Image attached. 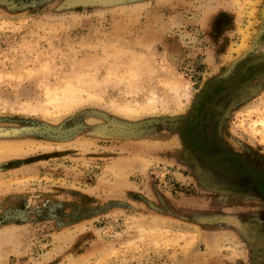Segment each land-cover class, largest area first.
<instances>
[{
  "label": "rangeland",
  "instance_id": "rangeland-1",
  "mask_svg": "<svg viewBox=\"0 0 264 264\" xmlns=\"http://www.w3.org/2000/svg\"><path fill=\"white\" fill-rule=\"evenodd\" d=\"M258 57L264 0H0V264H264Z\"/></svg>",
  "mask_w": 264,
  "mask_h": 264
},
{
  "label": "water",
  "instance_id": "water-1",
  "mask_svg": "<svg viewBox=\"0 0 264 264\" xmlns=\"http://www.w3.org/2000/svg\"><path fill=\"white\" fill-rule=\"evenodd\" d=\"M259 64H264V57H258V58H253V59H250L248 60L244 66L240 69L239 71V74L242 75L246 69L248 67H253L255 65H259ZM234 84V81L233 82H223V83H219L218 85H221V86H230V85H233ZM216 85H209L207 87H205L204 89H202V91L200 92L199 96H198V99L196 100L195 104H194V108H193V113L194 115H196V109L197 107L199 106V103L202 101V97L204 95H206L208 93V91L212 88V87H215ZM195 120H193L192 123H194ZM184 128L185 126H182V130L180 131V135L183 139V141L186 143V145L192 149L199 157H201L203 160L205 161H208V162H216V160L221 157V155H216V156H210V155H205L203 152H201L200 150H198L196 147H193L191 144H190V140L188 137H185L184 136ZM238 161H240V163L242 164V166L249 172H253V173H256L257 175L260 176V178L262 179V182L264 183V177L262 176L261 173H259L258 171L254 170V169H251L246 163H244L240 158H238Z\"/></svg>",
  "mask_w": 264,
  "mask_h": 264
}]
</instances>
